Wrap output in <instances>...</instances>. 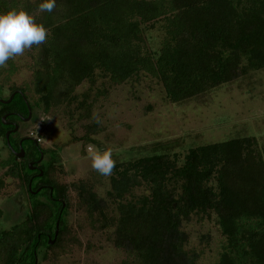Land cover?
Instances as JSON below:
<instances>
[{
	"label": "trees",
	"instance_id": "1",
	"mask_svg": "<svg viewBox=\"0 0 264 264\" xmlns=\"http://www.w3.org/2000/svg\"><path fill=\"white\" fill-rule=\"evenodd\" d=\"M40 3L0 0V14L23 10L48 32L44 43L28 49L30 83L12 88L11 101L0 103V139L11 155L0 168L7 165L12 177L21 173L29 204L10 227L3 226L0 208V264H39L66 255L78 244L67 223L71 209L84 215L92 231L110 233L114 248L125 254L121 264H198L182 229L193 217H213L225 238L215 264H264V157L255 137L189 148L182 159L161 146L151 155L137 150L139 157L115 164L104 199L91 180L59 184L54 163L41 164V178L31 177L28 161L48 151L29 135L24 158L16 159L5 140L12 127L2 123L7 115L6 122L20 124L13 114L27 117L26 103L44 114L76 103L78 119H87L89 92L99 76L114 85L148 76L169 103L178 104L262 70L264 0H56L51 13L40 12ZM155 24L163 38L151 51L145 34ZM7 63L9 77L16 69ZM82 83L89 86L78 102L74 92ZM96 128L87 125L86 135ZM18 140L10 134L15 151ZM29 183L31 191H40L32 195ZM139 188L147 193L134 195Z\"/></svg>",
	"mask_w": 264,
	"mask_h": 264
},
{
	"label": "rangeland",
	"instance_id": "2",
	"mask_svg": "<svg viewBox=\"0 0 264 264\" xmlns=\"http://www.w3.org/2000/svg\"><path fill=\"white\" fill-rule=\"evenodd\" d=\"M145 35L148 48L156 51L163 38L159 24ZM9 60L16 70L8 77L7 61L0 67L2 99L10 96L12 88L24 87L31 80L28 49ZM88 86L82 83L76 88L78 102ZM29 98L30 104L36 100L30 94ZM89 98L92 102L87 119H78L81 110H76L73 103L49 114L36 108L28 121L18 124L21 135H32L39 140L41 149L48 151L42 165L55 164L52 176L59 184L91 180L97 195L107 199L110 176H101L91 168L90 145L98 151L112 149V158L118 164L139 157L137 150L143 151L142 156L151 155L159 153L161 146L182 159L189 148L253 136L264 157V69L178 104L169 103L161 85L145 75L121 85L99 76ZM91 123H96L97 128L86 135L85 127ZM8 159L11 155L0 139V161L5 163ZM7 170V165L0 168L4 227L19 222L24 216V205L25 213L29 205L21 173L12 177ZM146 193L144 188L134 191V195ZM67 223L78 244L72 245L66 255L55 260H39V264H121L125 260V254L110 242V233L92 231L83 214L71 209ZM182 229L188 235L186 249L200 256L198 264H215L219 260L225 238L213 217L201 221L193 217Z\"/></svg>",
	"mask_w": 264,
	"mask_h": 264
},
{
	"label": "clouds",
	"instance_id": "3",
	"mask_svg": "<svg viewBox=\"0 0 264 264\" xmlns=\"http://www.w3.org/2000/svg\"><path fill=\"white\" fill-rule=\"evenodd\" d=\"M56 0H41L40 12L51 13ZM48 35L43 24L36 23L33 16L23 10H10L0 14V67L9 59L22 55L33 45L45 42ZM91 168L101 176H110L115 167L112 149L98 151L94 146L88 148Z\"/></svg>",
	"mask_w": 264,
	"mask_h": 264
},
{
	"label": "water",
	"instance_id": "4",
	"mask_svg": "<svg viewBox=\"0 0 264 264\" xmlns=\"http://www.w3.org/2000/svg\"><path fill=\"white\" fill-rule=\"evenodd\" d=\"M17 93H19L20 95H22L21 92H17ZM13 95H14V93H13L12 95H10V97H9L7 100H3V99L0 98V103H1V104H8V103L11 101ZM24 100H25V98H24ZM25 101H26V100H25ZM26 106H27V109H28V115H27V117H26L25 119H23V121H28V119L31 117V110H30V108H29V106H28L27 103H26ZM6 116H7V115H4V116L2 117V123H3L4 125H9L10 123H8V122L5 121ZM17 128H18L17 125H14V128H13L12 130L7 131V132L5 133V140H6V144H7V146L9 147L11 153L15 156L16 159H17V158L20 159V158H22V157L24 156V152H23V149L21 148V146L19 147V152L16 153V152L10 147V143H9V136H10V134H11V133H15V132L17 131ZM41 156H42V155H40V158H41ZM27 168H28L29 171H32V170L34 169V167L32 166V163H29V164L27 165ZM38 176H39V177L42 176V172H40ZM28 190H29V192H30L32 195H35L36 193H38V192L40 191V189H38V190H36V191H31V183H29V185H28ZM50 191H51V189H50ZM58 222H59V221L57 220V221H56V230H55V233H54V237H55L56 234H57ZM53 242H54V241L52 240V241L49 242V244L51 245V244H53Z\"/></svg>",
	"mask_w": 264,
	"mask_h": 264
},
{
	"label": "flooded vegetation",
	"instance_id": "5",
	"mask_svg": "<svg viewBox=\"0 0 264 264\" xmlns=\"http://www.w3.org/2000/svg\"><path fill=\"white\" fill-rule=\"evenodd\" d=\"M13 115H15V117L16 118H18V119H20V121H23V119H25V118H21L19 115H17V114H13ZM17 115V116H16ZM23 122H26V121H23ZM8 123H10L9 124V126H11L12 127V129L14 128V125H17V131L15 132V133H17V137H18V147H20L21 146V148H22V145H24L25 146V144H26V142H29V144H31L32 143V140H31V138L30 137H28V136H24V135H21L20 134V126L15 122V121H10V122H8ZM12 129H10V130H12ZM9 130V131H10ZM26 147H27V145H26ZM15 151V150H14ZM16 153H18L19 151H15ZM40 155H42V154H40ZM24 156H25V154H24ZM24 156L22 157V158H24ZM22 158H20V159H22ZM42 162H43V155L41 156V158H40V156H39V158L38 159H31L30 161H28V164L29 163H32V166L34 167V169L31 171L32 172V175H31V177H37V178H41L42 176H38L39 175V173L42 171V169H41V164H42ZM43 174V173H42ZM25 178V177H24ZM24 215H25V205H24Z\"/></svg>",
	"mask_w": 264,
	"mask_h": 264
},
{
	"label": "built area",
	"instance_id": "6",
	"mask_svg": "<svg viewBox=\"0 0 264 264\" xmlns=\"http://www.w3.org/2000/svg\"><path fill=\"white\" fill-rule=\"evenodd\" d=\"M37 142H39V140H37Z\"/></svg>",
	"mask_w": 264,
	"mask_h": 264
}]
</instances>
